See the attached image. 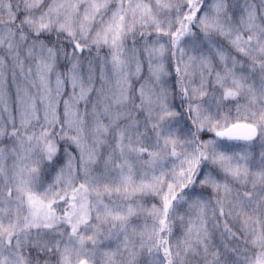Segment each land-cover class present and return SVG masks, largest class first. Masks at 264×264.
I'll return each mask as SVG.
<instances>
[{"label":"snow or ice","instance_id":"6c2138e0","mask_svg":"<svg viewBox=\"0 0 264 264\" xmlns=\"http://www.w3.org/2000/svg\"><path fill=\"white\" fill-rule=\"evenodd\" d=\"M0 264H264V0H0Z\"/></svg>","mask_w":264,"mask_h":264}]
</instances>
